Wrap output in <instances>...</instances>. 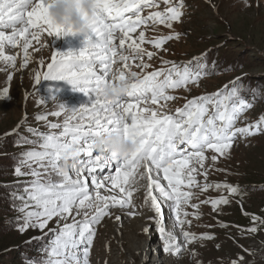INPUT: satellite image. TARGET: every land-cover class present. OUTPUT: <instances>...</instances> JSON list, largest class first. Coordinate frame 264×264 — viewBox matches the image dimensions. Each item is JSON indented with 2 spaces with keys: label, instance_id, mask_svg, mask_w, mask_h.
Returning <instances> with one entry per match:
<instances>
[{
  "label": "snow or ice",
  "instance_id": "obj_1",
  "mask_svg": "<svg viewBox=\"0 0 264 264\" xmlns=\"http://www.w3.org/2000/svg\"><path fill=\"white\" fill-rule=\"evenodd\" d=\"M160 3L166 5L163 11L141 15L145 8H158ZM245 4L250 6L247 0ZM95 6L91 31L85 37L84 47L78 52H54L46 65L47 71L42 74L43 80L66 81L74 91L83 92L92 99L87 105L71 108L63 124H47L51 129H61L58 133L29 129L40 140L21 141L39 144L41 150L32 149L23 153L21 161L14 168L17 177H33L30 184L24 187L25 196L17 197L23 201V207L18 210L24 214L22 222L18 220V230L25 232L36 228L43 232L50 223L56 222L57 227L51 230L53 239L45 249L46 259L33 261L32 264H90L97 227L108 217L121 223L123 218L112 216L111 210L136 207L135 194L144 186L137 187L132 181L136 180L139 185L146 179L144 206L154 213L149 219L160 232L166 233L164 247L168 254L180 258L186 251L184 244L213 237H197L185 231L182 235L186 239L180 242L175 232L164 226L165 206L171 202L177 226L183 229L185 224L191 225L187 219L189 215L199 218L198 212L183 210L195 195L191 188L198 187L201 192L210 187L227 188L229 194H236L237 187L226 184L200 185L195 177L200 175L205 180L207 178L204 167L206 151L211 150L223 157L230 154L238 137L264 134V116L254 123L236 127L243 112L252 107L239 94L237 84L242 77L231 81V88L225 85L223 91L218 89L187 99L173 113L164 111L167 102L176 99L168 90L190 91V86H199L203 77L214 74L202 62L207 58V50L199 58H192L196 62L194 68L191 62L180 66L162 60L161 64L168 67L145 71L150 65L142 62V58L146 56L151 59L155 52H146L142 44L148 43L157 51H166L162 45L173 39L178 40L186 33H172L147 40L142 26L151 22L171 29L173 23H181L183 0L176 3L173 0H95ZM48 7L47 0H0V61L10 62L15 67L17 57L6 55L5 47H20L23 41L22 67L26 68L33 41L40 44L45 34L48 37L75 35L70 29L54 23L48 15ZM5 29H10V33ZM126 50L131 51L132 55H126ZM35 51H39V48ZM130 66L139 68L140 73L131 71ZM215 66L214 61L213 68ZM126 77L134 78L126 96L115 101L100 98L101 84L107 85ZM40 81L41 72H37L35 82L38 84ZM258 91L251 89L254 96ZM6 98H9L7 90L3 99ZM59 108L60 111L37 115L36 119L47 122L49 115L60 117L66 106L59 104ZM19 127L21 125L18 124L17 130ZM14 131L5 136L14 134ZM112 132H122L137 145L136 150L123 159L96 151V137ZM74 145L79 147L82 158L78 166L65 169L59 162ZM210 159L215 162L218 156L212 155ZM33 163L38 164L43 172L32 167ZM24 166L31 169L30 173L22 171ZM109 169L111 171L107 176L101 175ZM53 173L60 179L54 181L51 178ZM117 190L118 194H104L117 193ZM210 202L213 210H216L218 205L228 204L229 200L221 197ZM191 207L198 209L199 205L192 204ZM138 214L128 213L129 216ZM252 219L255 221L258 217L253 215ZM247 230L255 233L257 228L253 226ZM148 231L145 227L144 232ZM232 264H237V261H232Z\"/></svg>",
  "mask_w": 264,
  "mask_h": 264
},
{
  "label": "rangeland",
  "instance_id": "obj_2",
  "mask_svg": "<svg viewBox=\"0 0 264 264\" xmlns=\"http://www.w3.org/2000/svg\"><path fill=\"white\" fill-rule=\"evenodd\" d=\"M176 2L177 0H173V3ZM183 2L184 16L181 23H173L171 29L157 23L151 28H145L147 40L172 33H186L178 40L173 39L162 45V49L166 51H157L148 43L142 44L146 52H155L151 59L146 56L142 58V62L150 65L145 71L168 67L161 64L162 60L180 66L191 62L194 68L196 62L192 58H199L200 54L207 50V58L202 62L206 63L208 70L214 74L203 77L199 86H190V91L168 90L176 99L167 102L164 109L166 113H173L175 108L182 107L185 101L192 97L213 93L218 89L223 91L225 85L231 88L230 82L236 77L244 75L251 80L264 78V0H247L250 6H246L245 0H183ZM165 7L166 5L160 3L158 8L152 9L163 11ZM148 9L151 10L145 8L141 15H147ZM5 31L10 33L11 30ZM84 41L85 37L80 34L63 37H48L45 34L41 37L40 44L33 41L26 68L22 67L23 41L20 47H5V54L16 56L17 59L15 67H12L10 62L0 61V164L5 163V156L10 154L17 156L14 163L16 166L21 161L23 153L32 149L41 150L39 144L21 143L24 139L40 140L29 129L58 133L61 129H51L47 124H63L71 108L91 103L92 97L74 91L73 86L66 81L42 79V74L47 71L46 65L51 61L54 52H78L84 47ZM36 48H39V51H35ZM125 54L132 55L128 50ZM239 63L241 65L237 66ZM130 70L140 73L139 68L134 66H130ZM37 72H41V81L38 84L35 82ZM5 90L9 98L3 99ZM263 92L264 83L260 85L259 97L251 94L249 98H244L252 107L243 112L236 127L254 123L264 116ZM52 97L56 99H51ZM59 104L66 106L60 117L49 115L47 122L36 119L37 115L60 111ZM18 124L21 127L17 130ZM13 131L14 134L5 136L6 133ZM205 155L204 167L207 170V178L205 180L203 176L196 175L197 183L226 184L237 187L238 192L229 194L227 188L215 187L201 192L198 187L191 188L195 195L183 210L189 213L198 212L199 218L189 215L187 219L191 221V225L185 224L181 229L177 226L174 208L166 207L168 209L164 212V226L167 229L177 226L176 230L180 233L186 230L197 237L212 236V239H198L184 244L186 251L180 258L175 256L173 259L170 258L163 247L159 256L149 252L145 260H139L134 251L132 254L126 252L125 242L119 245L118 240L125 235L124 228H120V223L108 217L97 227L90 264H152V261L157 259H165V264H173L174 261L175 264H232V261H237V264H264V223H261L264 221V134L238 137L230 154L226 156L221 157L211 150L206 151ZM212 155L218 156L217 161L213 162L210 159ZM81 158L80 156L79 159ZM59 163L62 164V161ZM32 167L43 172L38 164L33 163ZM22 171L30 173L31 169L24 166ZM109 171L111 169L101 175L107 176ZM51 178L54 181L60 179L54 173ZM32 179L30 175L17 177L13 169L0 177V264H32L33 261L46 259L45 249L53 239L54 233L51 230L57 227L56 222L50 223L48 229L43 232L36 228L20 232L17 227L18 220L22 222L24 215L18 210L23 207V201L17 197L25 196L24 187L29 185ZM14 182H19L20 185H13ZM140 185L145 186L140 182L137 187ZM143 188L141 187L135 194V205L142 202L143 209L140 212L153 217L154 213L144 206V199L140 196ZM104 194H118V190L117 193ZM221 197L227 198L229 203L218 205L216 210H213L210 201ZM202 201L207 203H201ZM192 204L199 205L198 209L191 207ZM134 208H113L112 216L119 215L123 218L128 216L129 212H133ZM253 215L258 219L253 221ZM128 218L133 219L135 216ZM150 222L154 224L153 221ZM8 225L13 227L5 231L3 228ZM253 226L257 228L255 233L247 230ZM139 232L133 241L140 246L145 237L148 241V236L143 226ZM151 232L156 233L153 245L158 246L163 236L159 229ZM238 257L243 259L239 260Z\"/></svg>",
  "mask_w": 264,
  "mask_h": 264
},
{
  "label": "clouds",
  "instance_id": "obj_3",
  "mask_svg": "<svg viewBox=\"0 0 264 264\" xmlns=\"http://www.w3.org/2000/svg\"><path fill=\"white\" fill-rule=\"evenodd\" d=\"M49 5L48 15L57 25L70 29L71 33L80 34L86 37L91 31L93 14L95 11V0H47ZM86 13V15H85ZM72 35V34H69ZM133 77H126L122 80L101 84L99 96L104 101H115L117 98L126 96ZM137 145L122 132H112L97 136L94 148L100 153L107 152L116 158L123 159L136 150ZM80 150L77 145L70 147L62 157L61 166L65 169H72L78 166ZM132 183L138 186L136 180Z\"/></svg>",
  "mask_w": 264,
  "mask_h": 264
},
{
  "label": "bare ground",
  "instance_id": "obj_4",
  "mask_svg": "<svg viewBox=\"0 0 264 264\" xmlns=\"http://www.w3.org/2000/svg\"><path fill=\"white\" fill-rule=\"evenodd\" d=\"M163 183L166 184L167 182L166 181H163ZM141 184H144L145 185L144 188H143V193L140 195L144 199V191H145L146 184H147L146 179L143 180V181H141ZM170 203L171 202H169V205H166L165 206L164 212H165V210L168 209V208L166 209V207H171L170 206ZM142 209H143V206L141 205V203L140 204L138 203L136 205V207L133 209V212H138L139 213L138 215L135 216V218L129 219L128 218L129 215L128 216L127 215L126 216H123L122 222L120 223V228H124L125 235H124V237H122V238H120L118 240L119 245H122L125 242V244H127L124 247V249L126 250V252L128 254H130V253L132 254L133 253L132 251H134L137 254V258L139 260L140 259L141 260H145V258L148 256L149 252L155 253L156 256H159V254H161L162 249H163V247H164V245L166 243V241L164 239L166 233H162L161 232V234L163 236L162 237V242L159 243V244H157L158 246L153 245L154 244V241H155L156 233H152L151 231L158 230L159 228H158V226H156V225H154V224H152L150 222L151 220L149 218L152 217L150 214H148V213H141L140 212V211H142ZM142 226H143V230L145 229V227H147L149 229L148 232H145V234L148 236V241H147V237H145L144 240H143V242H142V244H140V246H139L138 244H135V242L133 241V239H134L135 236H137V234L140 233L139 230L141 229ZM176 227L177 226H175L173 228H169V230L174 231L175 234H176V237L178 238V240L183 243L184 242V236L182 235V232L180 233L179 230H176ZM120 233H122V232H120ZM129 243H131V244H129ZM131 256H133V255H131ZM169 257L173 259L174 256H170L169 255ZM164 260L165 259H163V260H161V259L158 260L157 259L155 261H152V264H165V261ZM173 264H175V261H174Z\"/></svg>",
  "mask_w": 264,
  "mask_h": 264
},
{
  "label": "trees",
  "instance_id": "obj_5",
  "mask_svg": "<svg viewBox=\"0 0 264 264\" xmlns=\"http://www.w3.org/2000/svg\"><path fill=\"white\" fill-rule=\"evenodd\" d=\"M240 65H241V63L237 64V66H240ZM242 78H243L242 81L237 84V87L240 88V93L239 94L241 95V97H243L245 99L249 98V96L252 94L251 89L259 90L260 89V85L264 83V78H258V79L251 80L250 78H247L244 75H243ZM259 79H261V80L259 81ZM241 84L243 85L242 88L240 87ZM262 95H263L262 98L264 99V92L262 93ZM256 96L259 97L258 92H257ZM12 139H9V140L11 141ZM16 157L17 156H11L10 154L5 156V159H4L5 163L0 164V177L6 171H9L11 169L14 170L15 159H17ZM12 184L15 185V186H19L20 185L19 182L18 183L14 182ZM12 227H13V225H8V226H4L3 229L5 231H7V230H10Z\"/></svg>",
  "mask_w": 264,
  "mask_h": 264
}]
</instances>
